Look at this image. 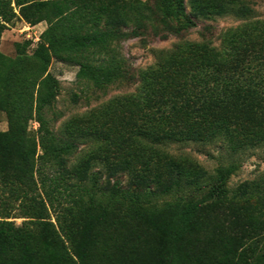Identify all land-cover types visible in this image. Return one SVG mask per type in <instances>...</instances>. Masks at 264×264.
I'll return each instance as SVG.
<instances>
[{
	"label": "trees",
	"instance_id": "16d2710c",
	"mask_svg": "<svg viewBox=\"0 0 264 264\" xmlns=\"http://www.w3.org/2000/svg\"><path fill=\"white\" fill-rule=\"evenodd\" d=\"M240 1L194 0L193 17L249 16L252 9ZM13 2L26 20L33 24L45 20L48 26L30 56V41L17 45L22 58L0 50V111L8 121V130L0 132V183L10 185V195L30 218L17 226L6 219L9 212L0 205V264H121L110 260L107 236L93 258L99 243L95 216L113 224L115 210L124 212L123 218L114 220L122 222L121 230L137 225L136 234L115 247L126 261L122 264H264V252L254 256L257 249L244 246L246 234L227 241L220 238L221 249L212 255L202 246L200 233L209 228L211 209L229 199L227 181L233 165L210 174L196 160L179 159L153 145L149 159L138 154L135 163L126 157L114 162L109 170L113 182L96 185L86 168L79 182H73L64 156L71 143H57L51 128L48 114L54 113L59 90V79L50 70L54 60L78 65L77 78L105 88L129 73L126 58L118 52L122 38L146 31L167 37L197 26L187 13L186 0H0V43L8 23L18 15ZM262 33L257 42L237 30L224 38L221 48L189 43L183 47L185 54L171 53L153 76L157 85L149 94L153 106L158 98L160 116L156 120L153 110L145 112L143 124L136 125L137 135L155 143L223 138L233 152L262 146L264 27ZM135 116L131 111L127 122L135 121ZM31 119L39 123V140L29 131ZM54 164L62 171L50 176L46 169ZM125 173L130 177L126 184L119 177ZM92 180L97 191L109 195L107 207L91 192ZM181 188L204 192L170 205L159 203V198ZM259 188L247 182L237 196L247 197ZM63 201L68 205L61 207ZM49 207L61 208L57 219L65 221L61 231L69 245L49 220ZM261 229L257 226L256 231ZM259 233L250 238L256 241ZM248 248L253 249L249 256Z\"/></svg>",
	"mask_w": 264,
	"mask_h": 264
},
{
	"label": "rangeland",
	"instance_id": "374dc122",
	"mask_svg": "<svg viewBox=\"0 0 264 264\" xmlns=\"http://www.w3.org/2000/svg\"><path fill=\"white\" fill-rule=\"evenodd\" d=\"M240 2L252 9L249 16L227 13L202 15L195 18L193 17L194 0H186L187 13L197 21L196 27L181 34H170L167 37H160L153 31L149 33L146 31L140 36L122 38L117 44L118 52L126 58L129 73L105 88H98L91 82L77 78L78 65L54 60L50 70L59 79V90L54 104V113L50 112L48 116L51 119V128L57 137V143L63 144L67 141L71 143L70 150L64 153V156L67 158V168L71 173L69 180L73 182H79L78 177L84 168L94 174L96 185L113 182L114 178H110L109 170L114 162L121 157H126L135 163V160H138V154L143 155L142 159H149L153 145L160 151L179 159L187 157L193 161L196 160L210 174H215L219 168L233 165L235 170L227 181L229 199L221 208L211 209L212 221L209 228L200 233L204 240L202 246L212 255L221 249L220 238L227 241L228 238L235 237L234 235L246 234L243 238L244 246L246 248L248 245L254 246L257 249V252L253 254V249L248 248L246 255L260 256L264 252V144L233 152L223 138L212 142L165 141L155 143L137 135L140 128L136 126L143 124L147 111L153 110L156 120L160 116L157 110L160 102L156 101L158 98L155 97L153 106V102L149 101V94L152 92V87L157 85L152 80L153 76L162 69L161 62L171 53L185 54L186 49L183 47L189 43H209L211 46L221 48L224 38L237 30L246 31L247 37L254 38L257 42L262 38L264 0H241ZM12 5L18 15L8 23V27L3 31L0 50L7 56L17 59L22 58L18 54V43L30 41L27 46V56H30L48 23L43 20L33 24L20 15L19 8L14 2ZM131 111H135L136 116L135 121L130 123L127 120L130 118ZM38 127V121L31 119L29 131L39 140ZM7 130L6 113L0 111V132ZM42 152L43 149L39 145V153ZM138 165L140 166L141 162ZM46 171L50 176H55L62 170L58 164H54V166L47 167ZM119 177L125 184L130 180L127 173ZM93 181L89 183L91 192L100 196L107 207L109 195L97 191L98 187L93 185ZM247 182L260 187L259 191L251 192L244 198L238 197L241 187ZM9 186L4 187L3 183H0V205L5 206L6 212H9L6 219L21 226L30 218L23 215L20 201L10 195ZM203 192V190L181 188L159 198L158 201L160 204L167 202L170 205L188 197L198 198ZM47 203L49 205V202ZM65 205H68L67 201H63L61 207ZM60 209V207H49V220L54 223V227L60 231L65 243L69 245L66 234L61 231V225L65 224V221L62 219L60 223L57 219L61 212ZM123 216L122 210H115L111 215L113 224L110 222L107 224L105 218L101 217L99 220L95 216L97 218L95 231L99 243H96L93 249L94 259L97 258L101 238L107 236L110 237L108 249L110 260L121 264L126 262L121 251L115 247L136 234L137 225L132 223L128 230H121L122 222L119 220L114 223V220L123 218ZM257 226L263 229L256 231ZM257 233H259L256 237L258 239L253 241L250 235Z\"/></svg>",
	"mask_w": 264,
	"mask_h": 264
}]
</instances>
